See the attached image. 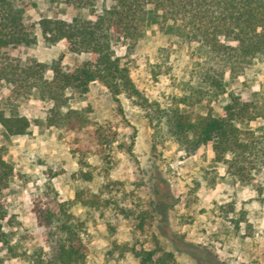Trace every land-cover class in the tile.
Masks as SVG:
<instances>
[{"label": "rangeland", "instance_id": "1", "mask_svg": "<svg viewBox=\"0 0 264 264\" xmlns=\"http://www.w3.org/2000/svg\"><path fill=\"white\" fill-rule=\"evenodd\" d=\"M24 3L35 6L25 12L24 23L35 26L37 42L13 46L12 56L41 61L61 56L65 68L88 58L84 52H67L61 41L45 45L36 27L41 17L66 21L88 17L86 9H71L62 0ZM110 5V1L97 0L94 11ZM147 7L146 34L133 52L126 55L123 36L111 34V40L117 55L132 59L130 77L147 102L167 106L174 103L181 81L199 65L204 47L188 39L179 21L162 23L152 5ZM224 86L242 98L264 96V60L243 76L225 77ZM6 92V84L0 81V108L6 115H24L29 121L27 134L20 136L8 135L0 125V145L15 171L2 198L17 220V251L41 243L32 207L44 192L65 202L83 221L84 264H138L130 249L155 246L171 251L176 264H264L261 168L255 170L254 182L241 185L221 177L224 170L213 161L210 144L203 158L184 155L172 141L153 151L150 108L125 93L113 96L98 81L73 101L74 107L85 108L87 114L86 124L74 130L48 125L45 116L50 103L39 99L35 91L11 106L3 104ZM225 98L223 93L209 103L180 107L192 118L217 116ZM262 125L263 120L257 118L241 127L260 132ZM212 167L220 177L207 187L200 174ZM82 171L91 178H82ZM228 205L233 212H224ZM240 212H245V220L234 228L230 218ZM0 260V264H26L3 247Z\"/></svg>", "mask_w": 264, "mask_h": 264}, {"label": "trees", "instance_id": "2", "mask_svg": "<svg viewBox=\"0 0 264 264\" xmlns=\"http://www.w3.org/2000/svg\"><path fill=\"white\" fill-rule=\"evenodd\" d=\"M62 1L71 9H86L90 16L74 21L41 17L36 24L40 38L47 46L61 41L67 52H84L88 58L65 68L61 56L41 61L33 56L21 59L1 54L0 81L7 86L4 105H15L35 91L39 99L50 103L45 116L48 125L79 129L86 124L87 114L85 108L74 107L73 101L81 99L90 84L98 81L113 96L125 93L150 108L147 117L153 151L172 141L184 155L203 158L210 144L213 161L224 170L221 177L248 185L255 181L257 168L264 172V96L242 98L224 86L225 77L243 76L257 61L264 60V0H107L111 5L103 6L99 13L94 11L97 0ZM148 5L162 23L179 21L188 39L204 47L199 65L181 81L174 103L167 106L147 102L130 77L132 59L117 55L111 40V34L123 36L126 55L133 52L146 34ZM24 16L23 0H0V48L37 42L35 26L26 25ZM163 56L167 59L168 50ZM223 93L226 98L217 116L192 118L180 107L209 103ZM257 118L263 120L260 132L241 127ZM0 125L12 136L29 130L24 115H6L1 108ZM14 174V166L0 145V248L26 264H84L83 221L68 210L65 202L44 192L32 207L41 243L17 251V220L2 198ZM81 175L86 180L91 178L86 171ZM200 175L207 187H213L220 177L215 167L203 168ZM233 210L228 205L224 212ZM243 220L245 212L230 218L234 228ZM130 250L138 264H176L171 251L156 246Z\"/></svg>", "mask_w": 264, "mask_h": 264}, {"label": "crops", "instance_id": "3", "mask_svg": "<svg viewBox=\"0 0 264 264\" xmlns=\"http://www.w3.org/2000/svg\"><path fill=\"white\" fill-rule=\"evenodd\" d=\"M25 0H23V6L25 7V12L29 11V8L30 7H35L34 4L30 5V7H26V3H24ZM60 1V0H58ZM14 49L13 46H7V47H1L0 48V55L1 54H10V55H13V53L11 52L12 50Z\"/></svg>", "mask_w": 264, "mask_h": 264}]
</instances>
